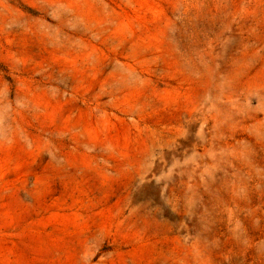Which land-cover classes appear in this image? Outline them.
Returning <instances> with one entry per match:
<instances>
[{"label": "rangeland", "instance_id": "374dc122", "mask_svg": "<svg viewBox=\"0 0 264 264\" xmlns=\"http://www.w3.org/2000/svg\"><path fill=\"white\" fill-rule=\"evenodd\" d=\"M0 264H264V0H0Z\"/></svg>", "mask_w": 264, "mask_h": 264}]
</instances>
